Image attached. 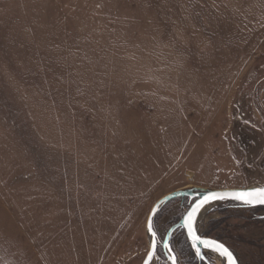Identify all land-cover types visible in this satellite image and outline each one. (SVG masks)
<instances>
[{
	"label": "rangeland",
	"instance_id": "rangeland-1",
	"mask_svg": "<svg viewBox=\"0 0 264 264\" xmlns=\"http://www.w3.org/2000/svg\"><path fill=\"white\" fill-rule=\"evenodd\" d=\"M251 186L264 0H0V264H141L163 196ZM186 198L160 208L157 232ZM226 203L198 232L264 264V209Z\"/></svg>",
	"mask_w": 264,
	"mask_h": 264
},
{
	"label": "water",
	"instance_id": "water-1",
	"mask_svg": "<svg viewBox=\"0 0 264 264\" xmlns=\"http://www.w3.org/2000/svg\"><path fill=\"white\" fill-rule=\"evenodd\" d=\"M257 187H264V186H251V187H247V188H224V189H204V188H199V187H194V188H186V189H180V190H176L172 193H169L165 196H163L161 199H159L152 207V209L150 210V213L148 215L147 221H146V233L149 236V249L147 254L144 257V260L142 261L141 264H146V261H148V254L150 252H153V243H155V245L157 246V239L156 236L153 237L152 233H150L148 231V225L149 223L152 224L153 226V221H154V217L156 215V213L160 210V208L167 202L173 200V199H177V198H183V197H187L190 200H192L189 208L187 209V211L183 214L182 218L180 219V221L178 222V224H176L172 229H170L167 239H169L170 235L172 234V232L176 231V230H181L183 229L186 237L188 239V242L190 243L192 249L194 250V252L197 255V249L199 250L200 255L198 257H202L203 256V252H204V248H210V247H206L204 244H200L197 243L196 247H193V239L192 237L189 235V229L186 227V220L187 217L189 215V213L193 212L194 209L197 208L198 205H201L202 201H204L206 198L210 197V195L212 193H218L221 194L222 196H224V198L222 199H208L207 203H204L201 207H199V210L196 212V216H195V220L193 222V229L195 230V222L200 214V212L207 206L210 205V207H212L213 205L219 204V203H226V202H233L242 206H246V207H250V208H263L264 209V204H252V205H247L244 204L242 201L240 200H236L234 199L231 195H224V194H231V193H235V192H240V191H248L251 190L253 188H257ZM209 207V208H210ZM154 231V229H153ZM155 232V231H154ZM195 234L197 236L200 237L201 240L204 241H215L219 244H223L226 248L229 249V247L224 244L223 242L219 241V240H215L212 238H205V237H201L199 235L198 232H196L195 230ZM167 239H166V243H167ZM165 247L167 248L166 250L169 252V246L168 244H165ZM229 251L232 253V257L235 260V264H239L235 255L233 254V252L229 249ZM171 255V254H170ZM173 255H171L172 257ZM156 258V248L153 252V258ZM152 258V260H153ZM224 263L228 264V261L226 258H224ZM151 261L148 262V264H151ZM171 263H172V259H171Z\"/></svg>",
	"mask_w": 264,
	"mask_h": 264
},
{
	"label": "snow or ice",
	"instance_id": "snow-or-ice-1",
	"mask_svg": "<svg viewBox=\"0 0 264 264\" xmlns=\"http://www.w3.org/2000/svg\"><path fill=\"white\" fill-rule=\"evenodd\" d=\"M224 195H231L234 199L242 201L244 204L252 205V204H264V187H257L253 188L248 191H240L235 192L231 194H224ZM224 196L218 193H212L210 197L206 198L204 201H202L201 205H198L196 209L193 210V212L189 213L187 220H186V227L189 229V235L193 239V247H196L197 243L204 244L206 247L212 248L214 251H216L221 257H224L227 259L228 264H235V260L232 257V253L229 251L228 248H226L223 244H219L215 241H204L201 240L199 236L195 234V230L193 229V222L195 220L196 212L199 210V207H201L204 203L208 202V199H222ZM148 231L152 233V236L155 237L156 233L153 231V226L151 223L148 225ZM153 252L156 248L155 243H153ZM153 252H150L148 254V261H146V264H148L149 261L153 258ZM169 252H171V249H169ZM197 255L199 256V250L197 249ZM172 264H176V258L175 256L171 257Z\"/></svg>",
	"mask_w": 264,
	"mask_h": 264
},
{
	"label": "flooded vegetation",
	"instance_id": "flooded-vegetation-1",
	"mask_svg": "<svg viewBox=\"0 0 264 264\" xmlns=\"http://www.w3.org/2000/svg\"><path fill=\"white\" fill-rule=\"evenodd\" d=\"M184 198H186V197H184ZM178 199V198H177ZM187 199V201H188V203H189V206H190V204H191V202H192V200H190L189 198H186ZM174 200V199H173ZM172 201V200H171ZM171 201H169V202H171ZM169 202H167V203H165L164 205H166V204H168ZM163 205V206H164ZM189 206H188V208H189ZM232 207V206H231ZM234 207L235 208H237V207H240V208H246V209H259V208H250V207H246V206H242V205H234ZM187 208V209H188ZM187 211V210H186ZM185 211V212H186ZM158 213V212H157ZM156 213V214H157ZM183 216V215H182ZM182 216H181V218H182ZM155 217H156V215H155ZM155 217H154V220H155ZM180 218V219H181ZM180 219L176 222V223H174L173 225H171L167 230H166V232L165 233H163V234H161V233H159V232H157L155 229H154V221H153V229H154V231H155V233H156V239H157V246H156V256H157V254L159 255V256H161V262L163 263V264H172L171 263V255H173V256H175V258H176V264H181V262H180V260H179V257L177 256V252L175 251V249H174V245H173V238H174V236H176L177 234H180V236H181V240L183 241V243L187 246L188 245V249L191 251V255L189 256H187V258H186V260H185V262H187V263H185V264H217V262L215 261V260H213V258H212V256H210V255H208V254H205L204 252H203V256L202 257H198L197 255H196V253L194 252V250L192 249V247H191V245H190V243L188 242V239H187V237H186V234H185V232H184V230L183 229H181V230H176V231H174V232H172V234L170 235V237H169V239H167V236H168V233H169V231H170V229H172L176 224H178V222L180 221ZM199 233V232H198ZM199 235L201 236V237H205V238H212V239H215V240H217V238H215V237H212V236H209V235H205V234H200L199 233ZM166 239H167V243H166ZM219 240V239H218ZM219 241H221V242H223L224 244H226L228 247H229V249L233 252V254L235 255V257H236V259H237V261H238V263H239V260H238V258H237V256H236V254H235V252L231 249V247H230V245L228 244V243H226L224 240H219ZM165 244H168V246H169V248L171 249V252H168L166 249V247H165ZM171 254V255H170ZM159 256H158V258H159ZM166 261V263H164ZM184 264V263H183Z\"/></svg>",
	"mask_w": 264,
	"mask_h": 264
},
{
	"label": "bare ground",
	"instance_id": "bare-ground-1",
	"mask_svg": "<svg viewBox=\"0 0 264 264\" xmlns=\"http://www.w3.org/2000/svg\"><path fill=\"white\" fill-rule=\"evenodd\" d=\"M210 205H207L201 212H200V214H199V216H198V218H197V220H196V222H195V230H196V232H198V223H200V221H201V219L203 218V214H204V211H206V210H209L210 208ZM204 253L206 254V253H209V254H211L210 256H216L215 257V259L217 260V262H218V264H225L224 263V259H223V257H221L216 251H214L212 248H204ZM154 259V258H153ZM154 263V260H152V262H151V264H153Z\"/></svg>",
	"mask_w": 264,
	"mask_h": 264
},
{
	"label": "trees",
	"instance_id": "trees-1",
	"mask_svg": "<svg viewBox=\"0 0 264 264\" xmlns=\"http://www.w3.org/2000/svg\"><path fill=\"white\" fill-rule=\"evenodd\" d=\"M226 204H230V205H233V206H234V205H238V204H236V203H233V202H227ZM259 209H261V210H262V208H259ZM259 209H258V210H259Z\"/></svg>",
	"mask_w": 264,
	"mask_h": 264
}]
</instances>
